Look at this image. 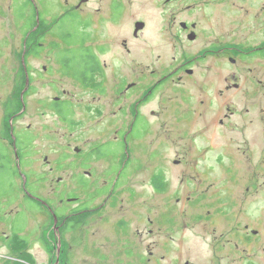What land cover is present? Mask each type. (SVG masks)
I'll list each match as a JSON object with an SVG mask.
<instances>
[{
    "label": "flooded vegetation",
    "instance_id": "obj_1",
    "mask_svg": "<svg viewBox=\"0 0 264 264\" xmlns=\"http://www.w3.org/2000/svg\"><path fill=\"white\" fill-rule=\"evenodd\" d=\"M10 1L9 21L20 22L18 44L14 51L12 31L0 37V59L7 62L15 57L20 62L16 76L23 81L25 110L13 117V105H0L4 108L0 116L1 166L6 181L0 176V264H96L95 258L103 262L108 252L117 254V248L124 256L120 264L168 262L173 248L168 255L159 256V252L175 242L182 246L179 236L188 234L193 226L186 224L181 231L173 228L179 218L174 217V192L165 166L174 143L172 131L151 130V134L149 128L152 124H159L155 128H186L191 118H205L206 105L215 111L226 94L241 90L245 72V78L250 76L264 89V81L257 79H264V0ZM0 23L5 24L6 18L0 16ZM222 62L237 68L223 70ZM8 75L13 76L12 68ZM45 87L58 95L41 98L36 104L67 126H77V121L74 116L69 125L59 114L65 109L94 105L104 98L109 105L119 106L108 119L92 121L97 128L116 126L112 140L88 152L80 149L73 156L63 155L55 163L45 158L52 173L65 167L70 170L69 185L63 177L49 185L58 192L54 194L58 203L40 194L48 185L33 158L34 129L29 125L25 131L15 132L14 127L19 116L30 109L35 90ZM78 91H85L89 98L74 101L81 94ZM154 105L157 107L152 108ZM224 105L233 103L225 100ZM244 105L246 139L239 153L248 171L240 179L247 182L246 190L255 198L206 201L191 198L189 190L180 187L174 202L184 205L177 212L180 218L191 212L210 217L211 210L205 209L213 208L214 216L229 217L228 222L232 219L228 232L215 238L217 263L210 264H260L253 262L248 249H243L246 257L231 251L233 245L236 250L240 247L234 236H242V245L247 247L248 240L262 233L264 224V199L260 198L264 196V105ZM172 111L175 114L170 116ZM234 115L235 111L227 109L218 123L214 114L208 115L203 131L209 130L206 126L229 128ZM148 133L152 139L143 162L137 150ZM94 160L104 163L99 176L102 182H91L96 178L91 168ZM142 163L147 165L151 188L146 216L140 215L138 206ZM172 163L180 185L188 187L192 180L198 182L199 190L198 185L204 183L203 177L198 178L199 171L190 178L193 168L185 159ZM215 165L232 178L241 173L240 158L233 162L226 153L215 158ZM90 189L106 198L95 200ZM229 204L236 215L228 210ZM144 239L148 257L140 253ZM223 250L225 257L220 255ZM194 253L199 256V249ZM125 258L132 261L125 262ZM185 264L197 263L187 257Z\"/></svg>",
    "mask_w": 264,
    "mask_h": 264
},
{
    "label": "rangeland",
    "instance_id": "obj_2",
    "mask_svg": "<svg viewBox=\"0 0 264 264\" xmlns=\"http://www.w3.org/2000/svg\"><path fill=\"white\" fill-rule=\"evenodd\" d=\"M11 5L10 0H0V11L3 9L5 12H0V16L6 18V23H0V37H3L8 32H13V50L15 51L18 44L17 35L20 29V22L17 19L10 22V12L7 9ZM132 21V19H130ZM126 24L130 23L128 20L125 21ZM239 32V31H238ZM246 32L237 33L240 37L242 34L244 35ZM263 37V36H262ZM37 64V63H35ZM20 62L16 60L14 57L11 61H3L0 59V105H13L11 114L12 116H16L23 113V105L21 100V93L23 91V81L20 77H17V70L19 69ZM223 70H234L237 67H233L228 63L222 62L221 64ZM250 66V65H249ZM9 68L13 69V76L10 77L8 75ZM246 69V68H244ZM246 72L243 74L240 82L242 83V88L240 91H232L226 94V98L220 101V105L215 106L211 110L209 106L206 105V117L199 118H191L190 123L187 124L186 128H155L159 124H152L150 129L153 132L159 130L160 133L168 134L171 130V139L174 143L170 144V149H168L167 159L169 160V164H165L168 169V178H171L172 181V189L174 192L173 198V206H174V217L175 219L179 218V221L174 223L173 228L180 230L184 228L187 224L190 227L188 234L180 235V241H184L182 246L174 243L171 247H168L167 250H163L159 252V256L162 254H167L169 249L173 248L172 259L169 258L168 262L161 264H185L187 262V257H192L196 261L197 264H210L217 263L216 260V251L214 249V243L216 236L225 232H228L229 225L231 224L232 219L229 220V217H224L222 215L214 216L213 208H206L205 210H211L210 217L206 213H198L193 214L189 213L187 216L180 218V215L177 214L184 205L174 203L175 200L180 196L179 188L182 187L184 190H189V195L193 199L200 200H247L254 199L255 197H251L252 192H247V182H242L241 177H244L248 171V166L246 164V160L242 159L241 150L245 148V139L246 133L244 125V120L248 119L245 115V105L254 103L256 105H264V89L263 86L257 83L253 78L246 77ZM257 79L263 80L261 77H257ZM222 87H225L223 83ZM40 91V92H38ZM81 94L77 95L74 98V101L77 99L87 100L89 95L84 91H78ZM58 95L53 89L49 87H45L42 90H35V94L29 99L30 109L26 111L27 113L23 116H19L14 123L15 132L16 131H25V129L31 125L34 129L31 136L33 138V158L36 163V166L39 169V172L44 177V182L48 185L40 194L55 202L58 203L59 197L54 194H58V192H53L50 184L56 185L58 178L63 177L66 185L70 184L69 173L70 170L68 167L63 168L62 170L56 169L54 173L50 172L49 166L45 164V158H48L51 162L58 161L59 157L63 155L73 156L77 153V151L88 152L97 144H102L107 142L108 140H112L115 137V131L117 130L116 126L110 127H95L92 126V121L100 119H108L115 111L119 110V106L109 105L107 100L104 98L102 101H98L94 103V105H78L75 110L70 108L59 112L66 122L71 125V119L74 117V120L77 121V126L71 127L67 126L60 122L51 111L47 110V108L39 107L36 103L39 99L52 98L53 96ZM225 100L233 103V105H224ZM15 103L17 105H15ZM195 107L197 105H194ZM157 107V105L152 106V108ZM227 109H231L233 112H236L231 118L232 123L230 127L227 129L219 128V127H205V122L208 120L207 116L210 114H214L216 116V122L218 123L219 119H224V115L227 113ZM4 113V108L0 109V116ZM175 114L173 111L169 113V115ZM11 117L7 119V125L9 126V121ZM153 119V118H151ZM158 120L159 118H155ZM170 119V118H169ZM206 119V121H203ZM215 121V117L212 118ZM203 121V123H202ZM186 122V121H185ZM184 122V123H185ZM183 123V124H184ZM184 130V131H183ZM152 132V133H153ZM147 134L142 139V144L139 146L137 152V157L145 162L147 159V144L152 139L151 134ZM159 133V134H160ZM226 153L227 156L232 158V161L235 162L239 160L241 163V173L232 178L229 175L223 174L222 170L215 165V158L220 156L221 154ZM79 154V153H78ZM183 158L186 160L188 166L193 168L189 171L190 178L192 175L196 174V169L199 171L200 176L204 178V183L202 186L198 185V189L202 192L208 191L207 195H202L199 190H197L196 185L198 182L190 181L188 187L181 186L176 173L177 168L173 165L172 161L174 159ZM102 160H94L91 165L92 170L96 173V178L91 180L92 183L102 182V178L99 177L103 168ZM79 166V164H77ZM142 176L140 180V184L138 186L139 191V213L141 216H146V205L145 203L151 197V188L149 181V171L145 169L147 166L145 163H142ZM215 168H210V167ZM56 168V166H54ZM232 167V164H231ZM226 168V166L224 167ZM84 169H80L79 171H83ZM197 171V173H198ZM204 173V174H203ZM250 174L254 175V172ZM241 181H240V180ZM194 182V183H193ZM213 185L211 189H207L209 185ZM204 188V189H203ZM91 195H94V199L97 201H103L106 197H98L94 193V189H90ZM55 196V197H54ZM260 197V196H259ZM184 200L186 199V195L183 193ZM264 199V196L260 197ZM85 200V196H83ZM223 206V204H219ZM233 204H229L228 210L233 212V208H231ZM121 208V207H119ZM116 212L119 214L118 208H115ZM186 215V214H184ZM236 215V213L234 214ZM201 218V220H200ZM243 218V217H241ZM262 218V217H261ZM238 225L241 224V219H236ZM196 222L198 224H196ZM193 228V229H192ZM254 228H257L254 225ZM262 233L256 234L253 241L247 242V247L242 245L244 241L243 237L240 235L234 236V242L240 243V247L238 250L235 249L234 245L231 246V251L236 252L239 257L245 256L247 252H243V249H248L249 253L253 255V262L264 264V224L260 226ZM146 230V229H145ZM144 231V229H142ZM181 231V230H180ZM192 233H198L199 235H194ZM196 237V240H194ZM194 240V242H193ZM142 246L140 253L142 256L148 257L147 246L148 243L145 242ZM250 244V245H248ZM196 249H199V256H197L194 252ZM116 253L108 252L107 259L101 262L98 258H95L96 264H120L124 261V256L122 249L117 248ZM168 255V254H167ZM221 257H225V251L223 250L220 253ZM179 256H181L179 258ZM130 262L132 260L126 259L125 262ZM193 261V260H192ZM227 258L222 260V263H226ZM153 264H157L153 262Z\"/></svg>",
    "mask_w": 264,
    "mask_h": 264
},
{
    "label": "trees",
    "instance_id": "obj_3",
    "mask_svg": "<svg viewBox=\"0 0 264 264\" xmlns=\"http://www.w3.org/2000/svg\"><path fill=\"white\" fill-rule=\"evenodd\" d=\"M5 168V167H4ZM3 166H1V152H0V176L4 179L5 181V173L2 171ZM6 182V181H5Z\"/></svg>",
    "mask_w": 264,
    "mask_h": 264
},
{
    "label": "water",
    "instance_id": "obj_4",
    "mask_svg": "<svg viewBox=\"0 0 264 264\" xmlns=\"http://www.w3.org/2000/svg\"><path fill=\"white\" fill-rule=\"evenodd\" d=\"M24 110H25V107H24Z\"/></svg>",
    "mask_w": 264,
    "mask_h": 264
}]
</instances>
